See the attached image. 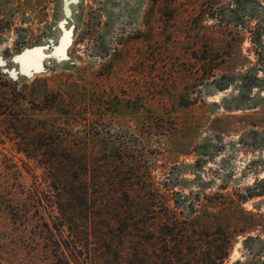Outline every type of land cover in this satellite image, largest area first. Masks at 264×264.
I'll use <instances>...</instances> for the list:
<instances>
[{
  "label": "rangeland",
  "instance_id": "1",
  "mask_svg": "<svg viewBox=\"0 0 264 264\" xmlns=\"http://www.w3.org/2000/svg\"><path fill=\"white\" fill-rule=\"evenodd\" d=\"M1 90L0 264H25L8 217L35 181L15 146L31 115L129 154L150 219L159 195L179 218L200 200L224 264H264V0H0Z\"/></svg>",
  "mask_w": 264,
  "mask_h": 264
},
{
  "label": "trees",
  "instance_id": "2",
  "mask_svg": "<svg viewBox=\"0 0 264 264\" xmlns=\"http://www.w3.org/2000/svg\"><path fill=\"white\" fill-rule=\"evenodd\" d=\"M5 99V108H12ZM67 126L31 115L24 138L15 142L34 163L35 181L24 187L8 217L18 227L16 250L25 264H224L232 245L229 231L209 220L215 213L196 210L204 207L202 201L179 218L158 194L166 212L150 219L157 211L151 208L156 190L137 189L141 173L133 158L91 156L86 141L68 139Z\"/></svg>",
  "mask_w": 264,
  "mask_h": 264
},
{
  "label": "bare ground",
  "instance_id": "3",
  "mask_svg": "<svg viewBox=\"0 0 264 264\" xmlns=\"http://www.w3.org/2000/svg\"><path fill=\"white\" fill-rule=\"evenodd\" d=\"M60 50H63L62 48Z\"/></svg>",
  "mask_w": 264,
  "mask_h": 264
}]
</instances>
